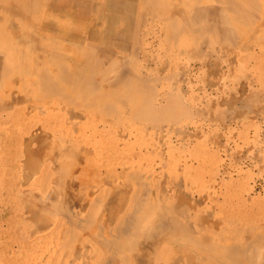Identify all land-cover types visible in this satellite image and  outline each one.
Wrapping results in <instances>:
<instances>
[{"label":"bare ground","instance_id":"1","mask_svg":"<svg viewBox=\"0 0 264 264\" xmlns=\"http://www.w3.org/2000/svg\"><path fill=\"white\" fill-rule=\"evenodd\" d=\"M250 5L254 7L252 10L247 8ZM232 21L253 22L252 24L261 22L259 24L264 26V0H0V143L3 142L1 136L6 132L1 114L8 99L2 92V81L6 78L8 81H13L22 78V74L31 75L36 79L33 81L35 84L32 82L34 84L32 87L37 88L35 92L40 94L47 92L49 95L46 96L49 98L50 96L70 97L73 91L75 95L81 97H86V94H98L106 99L112 95L119 97L120 93H124L120 88L124 87L127 88V94L153 95L160 99L161 86L165 85L162 81L175 82L185 76L186 70H179L178 63L187 60L188 57L200 58V61L206 62L198 50L191 48L192 42L195 41L193 36L195 39L217 34L222 35V38L238 36L239 33L234 28L233 30L224 27V23ZM199 25L205 26L206 29L197 30ZM158 27H162V31ZM261 32L252 36L251 41L261 44L264 40V30ZM192 38L193 40L190 41ZM99 45L101 51H98ZM60 53L74 54L68 56L67 60L60 57L58 55ZM123 54H127L125 57L128 64L125 57H122ZM27 55L30 57H25ZM188 62V67L191 68L193 64L192 68H196L195 63L191 60ZM170 63L174 67H171ZM238 64L240 65L239 62ZM172 69L173 73L170 72ZM193 69H190L188 74L191 76L189 78L191 81L195 78L191 72ZM164 71L166 73L163 74ZM30 84L25 86H21L20 83L13 84L11 89L16 93L21 86L17 95L29 93L31 95ZM11 89L9 91H12ZM67 89H69L68 94ZM8 100L10 101V98ZM58 104H47L46 108L37 105L29 109L27 106L23 107L18 112L22 114L21 120L14 124L16 130L12 133L18 140L20 152L17 158L20 159L21 165L29 170L27 175L31 174L34 177L40 173L41 182L46 181L44 191H49L50 195L55 184L53 189L56 196L52 202L44 204L43 196L37 198L35 196L32 198L31 208L33 212L36 208L50 216L47 220H40L37 226L39 230L53 227L54 238L64 237L65 246H68L70 241H76L72 246L73 252H69L71 256L66 257L68 259L66 264H70L72 253L78 252V256L82 253L81 239L84 232L92 235V241H97L104 249L116 254L120 258L118 264H132L133 261H138V264H264V234L257 233L245 241L235 240L230 237L232 230L230 224L226 222L225 226L217 228V225L209 221L211 220L209 216L206 218L205 210L200 209L199 206H192V202H187L186 196L180 197L178 206L169 202L171 205L161 208L156 204L155 198L141 197L140 190L144 188H138L137 185L129 187L126 183L121 185L124 180L128 183L132 182L130 179L139 176L140 173L135 174L130 169L123 168L122 163L113 170L108 168L104 170L106 163L91 156L96 155V151L100 150L96 140L92 143L93 148L82 149L81 137L75 135V141L72 139L73 133H76L75 128L83 125L79 124V120L68 122L69 126L66 125V121V128L61 135L63 140L58 139L52 132L56 130L50 127L53 124L49 123V120L47 122L49 132L39 131L37 122L41 114L45 112L50 117V111L59 109ZM86 104L85 101L86 111L82 109L83 104L78 106L77 110L88 112L89 107ZM140 109L133 110L129 106L126 108L124 104V111L115 110L118 112L116 117L118 119V116L122 117L119 113L133 112L138 115L145 113L144 111L139 113ZM103 110L104 112H101L104 114L107 110L105 108ZM30 112L34 113L31 117L28 116ZM78 112L72 109L71 113L79 118ZM48 117L45 118L49 119ZM56 117L59 121L57 115ZM122 121L119 123L121 124ZM106 123H103L105 127ZM95 129L94 133L104 135L105 128L101 130L95 127ZM127 129H123L125 134L123 132L120 135L122 139L117 141L115 146L113 145L115 152L126 148ZM78 130L81 131L80 128ZM121 142L125 146L120 149ZM107 183L113 184L107 185ZM112 194H118L114 198L117 202L107 206ZM128 198L129 201L126 200ZM126 203H129L127 207ZM105 208L106 212L100 215L101 210ZM65 210L72 212V217L67 216V220H54V216H65ZM203 221L210 224L204 225ZM171 242L180 245V249L174 252L173 256L172 252L165 253L166 245ZM157 255L160 259L164 257L165 260L156 261ZM101 258H98L101 260L98 264H117L113 261L114 258L113 260ZM43 264L56 263L49 257V260Z\"/></svg>","mask_w":264,"mask_h":264},{"label":"rangeland","instance_id":"2","mask_svg":"<svg viewBox=\"0 0 264 264\" xmlns=\"http://www.w3.org/2000/svg\"><path fill=\"white\" fill-rule=\"evenodd\" d=\"M247 8L252 10L254 7L250 5ZM252 23H239L238 21L224 23V27L234 28L239 33L238 36H223L222 38V35L219 34L212 37L209 34H204L209 35V37L196 39L193 36L195 41L192 42L191 48L198 50L206 62L200 61V58L189 59V57L185 61L181 60L183 62L178 63L179 70L185 69V76L183 79L176 80V83L174 81H162L166 86H161L163 92H161V100L153 95L127 94V88L124 87L120 88L124 90V93H120L119 97L112 95L106 99L98 94H86V97H81L75 95L73 91H71L70 95L72 96L70 97L63 95V98L62 96H50L49 98L46 96L49 95L47 92L44 94L35 92L37 88L32 86L36 79L31 75L22 74V78L13 81H8L7 78L3 80L2 92L6 98H10V101L6 99L5 107L1 112L6 132L1 136L3 142L0 143V264H43L49 260V257L51 260L53 258L56 264H66L67 258L71 256L69 252H73L72 246L74 243L76 244V241H70V244L65 246L64 237L55 239L53 227L44 230L37 228L40 220H47L50 216L36 208V211L33 212L31 208L32 198L43 196L44 204L51 203L56 196L53 189L55 184L50 195L49 191V194L44 191L46 181L45 183L41 182L40 173L34 177L31 174L27 175L29 170L21 165L20 159L18 160L20 152L18 140L12 133L16 130L14 124L21 120L22 114L21 112L18 113L20 109L26 106L29 109L34 105L46 108L45 106L49 104L59 103L60 110L50 111V117H48V113L44 112L37 122L39 131L46 132L49 120V123L53 124L49 126L54 127L56 131L52 132L56 134L58 139L61 138L66 125L69 126L68 122L73 123L75 119L76 121L79 120V124L83 125L75 128L77 134L73 133L72 139L75 141V135L76 137L79 135L82 149L91 148L92 143L96 140L100 150L96 151V155L91 156H95L94 158L106 163L104 170L107 168L113 170L122 163L123 168L130 169L135 174L140 173L139 176L130 179L132 182L128 183L127 180H124L121 185L126 183L129 187L137 185L138 188H144L140 190L142 198L151 196L155 198V201L157 200L156 204H159V207L164 208L163 206H168L169 202L178 206L180 197L186 196L187 202H192V206H199L200 209L207 212L204 211L206 218L209 216L211 218L209 221L217 225V228L230 224L232 229L230 237L235 240L245 241L257 233L264 234V40L261 41V44H255L251 41L252 36L262 33L261 30H264V26L259 24L261 22ZM158 29L162 31V27H158ZM205 29L206 27L203 25H199L197 28V30ZM228 40L229 42H227ZM206 42L208 46H206ZM222 44H224L223 48L219 46ZM100 46H98V51H101ZM207 47H210V50ZM234 49L238 51L236 50V52ZM206 50L208 51L206 52ZM73 54L62 55L60 53L58 55L67 59ZM123 55L122 57L127 56V54ZM25 57H30V55ZM95 57L99 56L95 55ZM125 59L127 63V58L125 57ZM188 60L196 64L195 69L192 68L193 64L191 68L188 67ZM171 63L174 64V62ZM23 64L25 67V60H23ZM172 64L170 66L174 67ZM190 69H193L191 72L192 76L195 77L192 81L189 80L191 76L188 75ZM170 72L173 73V69ZM18 83L21 86L32 83L30 84L32 96L29 95L30 93L17 95L21 86L16 93L11 87ZM10 89L12 91H9ZM66 92L68 94L69 89ZM85 101L87 102L86 106L89 107L88 112H85ZM157 102L163 104L160 105ZM81 104L84 105L82 109L85 111L77 110ZM124 104L126 108L129 106L133 110L141 108L138 112L144 111L145 113L140 115L133 112H131L132 115L119 113L122 115V117L118 116L119 119L121 118L119 120L116 115L121 109L124 111ZM104 108L108 113L107 111L104 114L101 112H104ZM72 109L79 111V118L71 113ZM127 111L130 112L128 109ZM191 113L193 114L191 115ZM32 114L34 113L30 112L28 116L31 117ZM56 115L59 121L57 117L55 118ZM103 120L104 122H102ZM150 120L151 124L149 123ZM23 121L25 122V119ZM120 121L123 122H121L122 125L119 123ZM59 122L63 125L66 123V125L59 126ZM111 122L113 123L111 124ZM103 123H106L107 126L105 127ZM95 127L101 130L105 128L104 135L94 133ZM79 128L81 131L78 130ZM119 128L121 129L119 130ZM123 129H127V146L125 149H121L125 146L121 142V151L115 152L113 145L115 146L117 141L122 139L120 135L123 134ZM144 129L146 130L144 131ZM140 130L142 131L140 132ZM85 137H89L88 140ZM122 167L120 166V169ZM109 184L113 183H107V185ZM117 195L112 194L109 197L110 201L107 206L117 202V199L114 201ZM126 200L129 201L130 199ZM43 202L41 201V203ZM128 205L129 203H126V207ZM64 212L65 216H54V220L61 221L67 220V216L72 217V212L66 210ZM105 212L106 208L101 210L100 215ZM210 222L203 221V224L207 225ZM82 237L83 247L80 251L82 253L79 256L78 252L72 253L70 264H78L79 262L81 264H98L101 261L98 258L113 260L115 256L113 261L115 263L120 262V258L116 254L106 248L104 249L97 241H92L90 233L84 232ZM233 238L230 240L232 241ZM174 244L171 242L166 245L165 253L172 252L173 256L174 252L180 249L179 244ZM94 245L98 246L95 248ZM65 249L66 251H64ZM62 255L63 258H61ZM74 255L77 257L75 258ZM58 258L60 259L58 260ZM155 260L163 262L162 260L165 258L160 259L157 255ZM133 262L138 264V261ZM133 262L132 264H135Z\"/></svg>","mask_w":264,"mask_h":264}]
</instances>
